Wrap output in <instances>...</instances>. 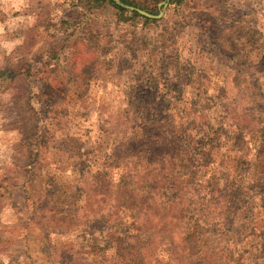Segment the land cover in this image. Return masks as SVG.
Here are the masks:
<instances>
[{
	"label": "rangeland",
	"instance_id": "obj_1",
	"mask_svg": "<svg viewBox=\"0 0 264 264\" xmlns=\"http://www.w3.org/2000/svg\"><path fill=\"white\" fill-rule=\"evenodd\" d=\"M92 34L102 36L100 57L105 65L97 63V76L86 82L82 103L71 87L62 91L54 78H62L60 69L69 66L62 60L70 52L72 70L83 74L92 59L85 49ZM124 38L132 41L128 44ZM134 42L141 48L127 51ZM170 48L175 55L154 74L158 97L166 92L163 86L182 81L183 98L170 106L177 111L174 122L182 120L179 112L200 109L194 96L217 98L199 125L188 129L203 132L214 127L211 135L198 134L202 141L197 144L196 139L190 145L179 142L185 154L193 152L188 159L198 156L199 144L204 155L210 153L208 158L199 155L198 171L199 162L193 172L187 169L190 161L177 165L175 173L183 176L182 200L164 190L169 179L160 180L164 172L155 162L152 140L144 143L143 136L132 141L145 144L132 152L136 148L127 139L114 140L109 132L112 128L119 136L124 133L120 126L130 110L126 93H138L129 89L131 70L143 63L148 68L151 57L158 64L161 53H171ZM54 51L60 54L58 63L50 60ZM5 65L16 73L7 84L1 82ZM28 67L30 77H25ZM136 83L147 91L151 87L145 80ZM138 108L143 115L150 112L146 104ZM61 110L85 114L58 128L54 115ZM260 129L264 0H169L154 23L122 21L112 8L89 11L71 0H0V185L6 191L0 205V263L131 264L126 243L116 262L111 261L116 252L107 243L112 234H129L134 227L144 244L136 247L145 264H194V252L178 249L181 230L202 231L209 238L207 253L196 264H225L224 259L230 264H264V204L254 211L257 227L250 226L234 199L251 193L242 188L229 200L232 195L221 183L224 174L241 173L242 161H257L259 169L264 164ZM261 140L263 148L256 153L254 146ZM261 168L255 181L264 180ZM260 191L264 189L253 186V194ZM193 247L198 253L199 247ZM138 254L134 264H140Z\"/></svg>",
	"mask_w": 264,
	"mask_h": 264
},
{
	"label": "trees",
	"instance_id": "obj_2",
	"mask_svg": "<svg viewBox=\"0 0 264 264\" xmlns=\"http://www.w3.org/2000/svg\"><path fill=\"white\" fill-rule=\"evenodd\" d=\"M71 1L74 4L79 3L80 5H84L89 11L97 10V9L99 10L103 8H112L113 10H115L116 16L118 17V19L122 21L127 20V19H132V20L141 19L145 23L157 22V20H151V19L144 18L136 12L127 11L117 6L113 0H71ZM119 1L127 6L140 9L152 15H157L159 12L158 5L162 3L163 0H119ZM87 37H88V40H87V43L85 44L86 46L85 49L92 55V59L89 60L88 67L85 68V70L83 71V74L76 73L72 70L71 68L72 67V64H71L72 53L70 52L62 60V63L64 64L65 62L66 64L69 62V66L67 67V69L65 68L60 69V74L62 75V78L60 79L54 78L55 83H60L62 91L66 92L68 90V87H71L77 93V96L78 98L81 99V101L83 100L82 99L83 93L85 91L84 86L86 82H88V80L95 79V77L97 76V73H96L97 63L102 62L105 65L104 61H101V57H100L102 48H103V45L101 44L102 36L98 34H92V35H88ZM124 41H126V43L129 44L130 41H132V39L124 38ZM213 41H214V44H218L217 38H214ZM134 43L135 44L133 46L127 47L128 48L127 51L136 53L141 48L140 44H137V42H134ZM161 44L163 43L161 42ZM166 48L168 49V47ZM205 48L206 47L204 46L202 42L201 49L199 50V52L203 53V49ZM170 50H171V53L169 51L167 52L166 50L164 51V53H161L162 60L158 64H155L154 60L151 59L152 58L151 57L148 61H146L150 64L148 68H146V63H143L137 69L133 68L131 70L132 76L130 78V81L132 85H129V89H131L132 91H137L138 93H134V92L126 93L128 94V97L126 98H128V105H129L128 108H130V110L124 114L126 116V119L123 125L121 124L120 126L121 133L123 131L124 133L121 136H119L120 133L119 132L115 133V131H113L112 128L109 129V132H110L111 137L114 140H118V138L119 140L127 139L129 141V144L136 148L132 150V152H138V149H137L138 147L145 146L144 143H147L149 140H152L153 145H154L151 148L152 154H155L157 156L155 162L157 166H162L163 168L162 171L164 172L163 177L160 180H163V178L169 179V182H168L169 187L164 188V190L166 191L169 190L171 192H174V194L172 195V198H179L180 196V200H182L183 190H181V187H182L183 182L181 181V179L183 176L179 175L180 171L179 173H175V170H177L180 167L177 165L180 163L181 164L188 163V161H190L192 162V164H190V166H187V169L188 167H190L193 172L195 170L194 167L199 162V155L203 157L205 156L207 157V156H210V153L208 152L207 154L204 155L200 149L202 148V145L199 144V146L197 147L198 156H195L193 158L189 157L188 159V156L193 155V152L191 154H185L184 153L185 146H183L182 148L179 145V142L185 141L186 145H190L191 143H194V139H196L197 141L194 144H197V142L202 141L201 139L197 138L198 134H203L204 137H209L211 135L210 132L213 131L214 127H209L210 128L209 131L205 130L203 132H202V129L199 128V129L191 130L188 133V129L190 127H197L199 125V123L206 117L208 113V112H205V109L210 105V103H212L217 98H214V97L208 98L207 93H203V95L201 96H194L195 97L194 102L201 104L200 109L199 110L195 109L193 111L191 110V112L185 113L184 115H182V113L179 112L182 120L178 123L174 122V115L177 113V111L173 112V109L170 106L178 104L179 101H181L183 98L182 88H181L182 81L172 82L165 88L163 86V89L166 92L162 93L158 97L157 95L158 87L155 84L156 75L154 74L155 69H158L159 71L163 70V68L167 65L165 60L169 58L171 59V56L175 55V50L171 48ZM59 55L60 54L58 52L56 53V51L52 52L50 56V60L53 59L55 63H58ZM29 71L30 69L28 67L25 73V77H30ZM145 73L147 74L144 75ZM15 74H16L15 71L12 68H10L9 65H7L6 69H4L3 73L1 74L3 78L1 82L5 84H7L8 82H11ZM139 80H143V81L145 80V83H146L145 85L151 86L149 87V91L145 89H141V87L139 88V86L136 83ZM30 101H32V98H30ZM141 104L148 105L150 107V112L145 113V115H143V113H139L140 109L138 107ZM132 107H136V110H132ZM48 109H49V106H48ZM83 114H85L84 111L77 112L76 110H71L68 112L61 110V111H58L57 113L55 112L54 119L58 120L56 126L60 128L63 121H64V124L74 123L72 122L73 121L72 119H76L77 116L83 115ZM185 116H189L190 119L188 120L187 117L184 118ZM208 119L215 120L213 117H208ZM208 119L206 120V123L208 122ZM124 125H125V128L127 127L126 129H124ZM140 128H144V130L140 131ZM127 132L128 133L130 132V135H133L132 140L129 139V134H126ZM260 132L263 135L264 129H260ZM238 133L239 134L241 133L239 129H238ZM143 136H144V143H137V142L132 143V141H135L137 139H140L141 141ZM262 145H263L262 140L260 141L258 148H256L253 145L256 150V153L257 152L259 153V150L263 148ZM209 147H210L209 149L213 150L211 145H209ZM147 151H149V149H147ZM143 154H145V151H143ZM142 161L145 162L146 159H142ZM240 164L242 165L240 174L234 175L233 172L230 171L228 173L232 174L234 177H230L228 174H224V176H222L223 178L221 181L222 188L224 192L230 193L232 195V197H230L229 200H232L234 198V194L240 192L242 188H245L246 191L251 193V196L249 197L248 196L243 197L245 194L240 193L239 197L234 200H238L241 203L240 206L238 207L239 209L238 213L244 216L246 221L247 220L251 221L250 226L254 225L256 228L257 225L254 223V220H253L254 211L256 210L258 206L260 207L261 204H264L263 198L260 199V196L264 193V191L255 192L253 194V186L262 187L264 189V180H261L260 178L257 181H255V178L257 175H262V173H258V172L259 170H262L261 167L264 166V164L260 165V169L257 165V161H254L253 163H251L245 160V161H242ZM201 166H202V161L199 162L195 171H198L199 170L198 168H200ZM228 170L229 168L227 167V171ZM162 171L161 173H163ZM142 174L147 177L148 176L147 170H144ZM170 177L173 179H171ZM236 179H239L238 182L240 185L238 184ZM164 192L161 191L162 196L165 194ZM5 195H6L5 188L2 185H0V205L3 202ZM170 200H171L170 197H166L167 202H169ZM217 201L216 203L218 205ZM186 203L187 201H185V204ZM224 209L227 210L225 207ZM234 214H235V209L230 212V215L233 216ZM233 221L234 219L232 220V223L229 229L231 231H234ZM129 231H130L128 232L129 234L120 233L119 237H115L114 234L110 236L111 241L108 242L107 245L109 246L110 251L113 250L116 252L112 254L111 261L116 262L115 257H116L117 252H124L125 250H128V259L131 261V264H134L133 262L134 255L138 254V250H139L137 249L136 246L138 245L141 248L144 244L142 241H138L140 238L139 230L135 229L134 227H131ZM47 232H50V230H48ZM198 233H196V231L194 232L190 231V233H184V231L181 230L179 231V236H178V238L180 237V241H182L178 245V249L184 252L185 251L194 252L195 255H193V258L195 260H192L194 264H196L197 258L205 257L207 253L206 251L207 245L205 242L209 240L207 235H203L202 231ZM133 241L134 243L132 244ZM125 243H126V247H125V250H123L122 246ZM193 246L199 247L197 250L199 255L198 253L195 252ZM208 251H209V248H208ZM143 257L145 258L144 255L139 256V254L137 256L140 264H145ZM118 258L125 260L123 256H118ZM146 258H147V255H146ZM224 262H226L225 264H230L228 263L227 259H224Z\"/></svg>",
	"mask_w": 264,
	"mask_h": 264
},
{
	"label": "water",
	"instance_id": "obj_3",
	"mask_svg": "<svg viewBox=\"0 0 264 264\" xmlns=\"http://www.w3.org/2000/svg\"><path fill=\"white\" fill-rule=\"evenodd\" d=\"M113 1H114V3L117 6L123 8L125 10H128L130 12H136L140 16H142L144 18H147V19H151V20H158V19H160L162 17V15H163V12H164L165 8L168 5V2H169V0H163L162 3H160L159 6H158L159 7L158 14L157 15H152V14H149V13H147L145 11L140 10V9H137V8H134V7H131V6H127V5L123 4L122 2H120L119 0H113Z\"/></svg>",
	"mask_w": 264,
	"mask_h": 264
}]
</instances>
